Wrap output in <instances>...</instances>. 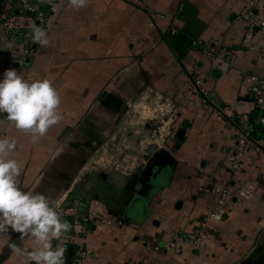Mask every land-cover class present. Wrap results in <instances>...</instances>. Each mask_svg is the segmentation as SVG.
Returning a JSON list of instances; mask_svg holds the SVG:
<instances>
[{
	"label": "crops",
	"instance_id": "1",
	"mask_svg": "<svg viewBox=\"0 0 264 264\" xmlns=\"http://www.w3.org/2000/svg\"><path fill=\"white\" fill-rule=\"evenodd\" d=\"M55 2L48 18L49 46L37 45L33 57L22 67L0 66V81L6 70L15 69L29 82L50 79L61 97L59 111L63 119L38 143L32 142L31 135L17 130L6 119V113H0V138L17 140L11 158L21 164L19 180L24 190L52 196L57 210L82 177L92 175L97 182L88 188L91 196H110L106 193L111 191L110 176L99 172L96 178L98 172H90L88 162L114 130L119 118L115 113L143 92L158 90L161 95L180 96L183 105H187L186 95L198 102L199 108L201 102H207L217 112H207L210 121L202 115L204 112L200 113L193 126L184 130L183 141L174 154L179 163L173 173L168 172V182L153 198L151 211L146 209L147 216L135 223L125 220L122 228L98 226L94 233L79 240L95 255L81 264H138L147 258L144 254L147 244L162 245L175 235L185 238L199 227L204 216L218 208L214 190L218 181L214 173L224 158L223 145L236 142L239 128L230 118L234 115L237 120L248 115L254 121L258 114L252 102L240 98L246 97L247 75H264V30H258L253 49L242 47L247 22L239 20L238 14L249 0H88L87 6L80 9L70 7L69 0ZM157 14L164 19L156 17ZM174 30L176 33H172ZM15 33H6L2 49H10L9 44L14 48L22 42L18 34L17 43L14 42ZM209 42L235 51V60L220 70L219 78L212 75L213 70L219 69H214L205 54L204 46ZM195 79L202 84L197 86ZM183 83L185 87H181ZM192 85L213 93L208 98L201 93L202 97L196 96L191 92ZM180 108L191 110L188 105L186 109ZM250 137L259 147L246 151L244 174L235 185L238 200L234 198L233 204L224 208L223 217L218 215L212 225L207 223L213 229L205 235V243L211 245L204 246L201 253L208 252L211 257L204 256L203 264L231 263L232 257L228 262L224 257L213 261L216 258L212 254L217 251L221 254V249L228 247V256L232 255L233 246L238 247V243L244 246L245 238L255 232L253 237L264 239V126H257ZM60 148L63 151L57 154ZM240 197L244 200L239 201ZM90 200L86 207L78 208L85 210L90 205L89 208L98 209L100 199ZM242 224H251L252 230L245 234ZM75 231L77 228L71 233ZM217 240L221 241L219 245ZM11 243L21 253L13 252ZM34 246L33 238H22L21 233L9 229L7 236L0 237V264H28L27 254ZM259 249L257 261L264 264V246ZM201 253L190 261L199 263L198 260L204 259L199 258ZM179 256L182 255L175 257L174 252L165 251L160 261L178 264L184 259V263L185 257Z\"/></svg>",
	"mask_w": 264,
	"mask_h": 264
},
{
	"label": "rangeland",
	"instance_id": "2",
	"mask_svg": "<svg viewBox=\"0 0 264 264\" xmlns=\"http://www.w3.org/2000/svg\"><path fill=\"white\" fill-rule=\"evenodd\" d=\"M181 87H185V84L183 83ZM205 91L206 90H204V92ZM191 92H193V94H195L196 96L198 95L199 97H202L201 95H199V93H201L206 98H208L210 94L213 93L211 90H209L206 94H204L203 92H200V89L195 88L193 85ZM180 98V96H166L163 94L161 95L159 94L158 90L146 91L137 96V98L134 99L130 105L129 103L128 105L126 104L127 107L126 105L124 107L126 109L122 110L121 112H116L115 117L119 115V118L117 119L118 121L114 130H112L107 141L105 143H102L93 152V158L88 162V168L89 170H91L90 172H98L96 173V178L99 172L105 176H115L117 178L112 179L108 177V183L110 182V185L108 186L111 188V191L106 193H108V195L110 194V196H105V198H94V196H91V190L89 191L88 188L95 184L97 182V179H95V176L93 178L92 175H85L82 177V180L79 181V183L76 185L74 191L71 192V194L68 196L67 200L64 201V203L67 205L65 206V204L63 203L62 206H60L61 210L75 208L76 206L84 208L89 202H91L90 199H100L99 203L106 205L109 210L118 217H121L123 214V218L129 223H135L137 222V220L143 219L144 215L147 216L146 209L149 208L148 212L151 211L150 207H152L151 204L153 202V198L159 194V191L161 189L163 191L164 188H158L157 190L155 189L154 191H152L151 187L153 186L150 184L151 179H153V177L157 175V171L159 172L166 169L167 171H172V173L174 172L175 167L179 163V161L174 158V154L175 150L179 149L181 145V142L183 140L181 138H183L184 130L186 132L189 128V125H191L192 127L194 121H196L197 119V116L201 115L202 112H204V114L202 115L207 119V121H210L211 115L209 116L207 112L211 110L213 112L215 111L214 108L209 106L207 102H201V107L199 108L197 105L198 102L196 103V101L190 99V97L186 95L185 103L188 105V108L190 107L191 110L189 112L182 111L180 107L185 106L186 109L187 105H183ZM193 108H196L197 110H194ZM183 118L185 119V124L182 122ZM230 119L234 120V123L241 125L242 118H238L236 120L235 116L233 115ZM238 138L239 133L237 131L236 141L238 140ZM235 143L236 142L234 141V144L231 146H227L225 144L223 145L221 153L222 155L224 154V158L221 166H219L218 169L222 168L226 170V168H228L226 163L228 149L231 148L232 150ZM257 147H259V145L257 143H254V146H250L249 149L255 150L257 149ZM214 174L216 175V177H218L219 175L218 172ZM241 174H244L243 168L237 175L232 174L231 176H228L225 174V178H230L229 187H231V190L233 192L231 193V197L228 199L227 206L233 204L234 198L235 200H238V197L236 196V199L233 194L239 192L236 191L235 185L240 180L239 177ZM168 179L169 177L166 178V182H168ZM164 185H166L165 181ZM96 193L98 192L95 190V194ZM101 193L103 194L102 191ZM249 193L250 191H248V194ZM134 194L136 195L134 196ZM139 194L144 200L143 201L142 199H140L143 204V208L139 207L140 209L137 214L135 211L132 217V210L127 211L126 213L124 205L126 199H128V196H131V200H133L139 198L136 197ZM243 200L244 198L240 197L239 201ZM250 200H252V198H250ZM242 206L244 207L243 204ZM89 207L90 205H88V208ZM93 209H95V207ZM222 211L226 212L224 209L219 210V207L213 209L208 215L202 218L201 228L196 227L193 231H190L185 235V255L179 256L180 258L185 257V262L183 263L184 259H180L178 261L180 263L178 264H203V262L205 261V257H211L210 253L207 254L208 252L205 255L201 253L203 251V248H209L208 244L211 245V242L205 243V240L207 238V236H205V240H203V242L199 244V238L196 237V234L197 230H203L205 231V235H207L208 230L213 229V227H208L207 225V223H211V225L213 224V219L210 218V215L221 214ZM251 226V224H249V226H247V224H242L241 228L243 232H245L249 229L252 230ZM255 226L256 225H254V227ZM135 227L137 228V225H135ZM245 227L248 228L245 229ZM255 234L256 232L251 236L248 235V237L245 238L247 239V241L244 239L246 241L244 246L240 245V243H238V247L233 246L232 255L230 256H228L230 250L228 247L226 249H221V254H219L218 251L217 253L212 254V257L216 258L213 261H217V259L221 260L224 257L226 259L225 262H228V259L232 257V262L226 264H260L259 261H257L260 256H258L257 254L260 251L259 248L264 246V239H262L263 236L257 237L256 235V238L253 237ZM190 235L195 236L196 239H192L191 237H189ZM212 240L213 239H209V241ZM220 242V240H217L218 245ZM161 247H163V244L161 245ZM236 248L237 253H239L237 254L235 252V254H237L235 257V254H233V252ZM196 252L199 254L201 253V256L199 258L205 256L204 259L198 260L199 263L197 262V260H193L192 262L190 261L193 259L194 255L197 254ZM174 255L176 257L179 254L174 252ZM145 259L142 258V260ZM215 263L222 264V262L220 263L219 261ZM147 264H154V262L149 261L147 262Z\"/></svg>",
	"mask_w": 264,
	"mask_h": 264
},
{
	"label": "built area",
	"instance_id": "3",
	"mask_svg": "<svg viewBox=\"0 0 264 264\" xmlns=\"http://www.w3.org/2000/svg\"><path fill=\"white\" fill-rule=\"evenodd\" d=\"M55 5V0H51V3L48 0H0V66L7 68L22 67L33 57L38 44L33 41L30 25L42 26L47 31L48 18ZM149 15L154 16L152 12ZM155 16L164 19L161 14ZM238 19L247 22L241 45L244 49H253L254 38L258 30H264V0H249L248 5L238 14ZM151 25L155 26V23L152 21ZM13 31H17L14 42L17 43L16 34L22 37V42L15 44L14 48L2 49L1 45L6 33ZM172 33H176V31L174 30ZM204 50L209 63L214 69L221 70L235 60V51L223 48L218 42L206 43ZM194 81L197 86L202 84L200 79H195ZM245 81L244 94L252 100L253 109H256L258 114L254 121H250L248 115L242 118L241 125H238L239 128L237 129L239 138L226 157L228 168L226 170L218 169V186L214 190L218 196L217 204L219 210L227 206L228 199L233 193L231 187H229L230 178H225V174L231 176L232 174L237 175L240 173L243 168V159L246 151L250 146H254L250 137L251 134L257 126H264V75L249 74ZM200 92L206 94L203 89H200ZM233 195L234 197L237 196L236 194ZM60 206L62 205L58 206L57 211L72 228L65 234L62 241L58 242L55 240L54 246L57 243H61L66 249L64 255L66 260L70 245H74L73 264H81L83 261L95 257L94 253L87 249L83 243H80L79 240H83L84 237L89 236L92 232L94 233L95 228L98 226L122 228L126 222L123 216L118 217L116 215L112 218L110 215L113 213L109 212V208L107 209V206L102 203L97 205L98 209L87 208L85 210L79 209L77 206L61 210ZM223 214V211L221 214H212L210 218L216 219L218 215L221 218ZM201 226L202 223L199 224L198 228H201ZM75 228H77V231L72 234L71 232ZM196 235L199 238V244H201L205 240V231L197 230ZM189 237L196 239L192 235ZM165 251L185 255V238L181 235H175L169 241H166L163 247L159 244L145 246L144 254H146L147 258L139 261L138 264H147L149 261L154 262V264H161L160 258Z\"/></svg>",
	"mask_w": 264,
	"mask_h": 264
},
{
	"label": "clouds",
	"instance_id": "4",
	"mask_svg": "<svg viewBox=\"0 0 264 264\" xmlns=\"http://www.w3.org/2000/svg\"><path fill=\"white\" fill-rule=\"evenodd\" d=\"M87 4L88 0H69V6L76 9ZM30 28L33 41L48 47V32L35 24ZM60 105V93L50 79L29 82L15 69L5 71L0 81V113H6V119L17 130L31 135L33 143H38L51 127L61 122ZM16 149L15 138H0V237L7 236L11 229L21 233L22 238H33L36 246L27 254L28 264H65L66 249L61 243L54 246L53 240L62 241L72 226L62 219L52 196L21 187V164L11 158ZM61 151L62 148L58 149L57 154ZM9 247L17 254L22 251L14 243Z\"/></svg>",
	"mask_w": 264,
	"mask_h": 264
},
{
	"label": "water",
	"instance_id": "5",
	"mask_svg": "<svg viewBox=\"0 0 264 264\" xmlns=\"http://www.w3.org/2000/svg\"><path fill=\"white\" fill-rule=\"evenodd\" d=\"M212 75L215 78H219L221 76V71L220 70H213ZM240 100L241 101H245V102H249V101L251 102L252 101L248 96H246L244 98H240ZM168 172L169 171H167L166 169L161 170L159 172L157 171V175L155 177H153V179H151V181H150V184L153 186V187H151L152 188L151 189L152 191H154L155 189L157 190L158 188H163L165 186L164 185V181H165V184H166L167 183L166 182V178L169 177V175H167V174H169ZM135 195L136 194H134V196ZM136 197H139V198L134 199V201L131 203V205H130V202L131 201H129L125 205L126 213H127V211H131L132 210V217H133L135 211H136V214H137V212L139 211V209L140 208H143V204H142V202L140 200V199H142L141 195L139 194ZM122 216H123V214H122ZM74 250H75V246L74 245H70L69 250H68V253H67V256H66L65 264H73Z\"/></svg>",
	"mask_w": 264,
	"mask_h": 264
},
{
	"label": "flooded vegetation",
	"instance_id": "6",
	"mask_svg": "<svg viewBox=\"0 0 264 264\" xmlns=\"http://www.w3.org/2000/svg\"><path fill=\"white\" fill-rule=\"evenodd\" d=\"M126 104L128 105V102H127ZM127 105H126V107H127ZM124 107H125V105H124ZM124 107H122V109L119 110V111L121 112L122 110H124ZM125 109H126V108H125ZM181 139H182V138H181ZM169 172H170V171H169ZM130 195H131V194H130ZM129 201H131V202H130V205H131V203L134 201V199L131 200V196H128V199H126L125 205H126ZM125 205H124V208H125Z\"/></svg>",
	"mask_w": 264,
	"mask_h": 264
},
{
	"label": "trees",
	"instance_id": "7",
	"mask_svg": "<svg viewBox=\"0 0 264 264\" xmlns=\"http://www.w3.org/2000/svg\"><path fill=\"white\" fill-rule=\"evenodd\" d=\"M183 141V140H182Z\"/></svg>",
	"mask_w": 264,
	"mask_h": 264
}]
</instances>
